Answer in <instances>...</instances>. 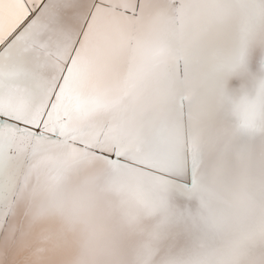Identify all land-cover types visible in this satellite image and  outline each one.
I'll use <instances>...</instances> for the list:
<instances>
[{"label": "snow or ice", "instance_id": "snow-or-ice-1", "mask_svg": "<svg viewBox=\"0 0 264 264\" xmlns=\"http://www.w3.org/2000/svg\"><path fill=\"white\" fill-rule=\"evenodd\" d=\"M0 264H264V0H0Z\"/></svg>", "mask_w": 264, "mask_h": 264}, {"label": "bare ground", "instance_id": "bare-ground-1", "mask_svg": "<svg viewBox=\"0 0 264 264\" xmlns=\"http://www.w3.org/2000/svg\"><path fill=\"white\" fill-rule=\"evenodd\" d=\"M78 178L73 177L71 181L64 185L63 188L57 193V196L69 203H71L78 195ZM84 217L87 220L88 226L95 228L100 236L112 229L115 224L114 221L107 217L99 216L93 213V211L85 207Z\"/></svg>", "mask_w": 264, "mask_h": 264}]
</instances>
